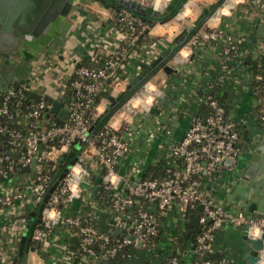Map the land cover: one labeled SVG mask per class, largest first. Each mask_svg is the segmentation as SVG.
<instances>
[{"label":"built area","instance_id":"2783aa9c","mask_svg":"<svg viewBox=\"0 0 264 264\" xmlns=\"http://www.w3.org/2000/svg\"><path fill=\"white\" fill-rule=\"evenodd\" d=\"M134 1L162 11L172 0ZM245 1L219 0L173 55L174 61L183 62L193 50L217 43L224 37L226 40L219 65L221 73L199 96L200 105H206L207 110L195 114L183 137L170 145L171 162L161 179L142 176L135 180V185L132 184L130 172L119 168L121 159L131 148L127 133L107 122L91 137V124L86 116L108 78L115 77L119 71L126 51L140 43L146 23L131 10H115V30L120 34L109 46L103 63L76 67L75 75L70 79L73 99L69 115L61 117V122L51 119V104L41 93L42 97L29 103L25 113L27 129L17 126L22 119H15L17 114L11 111L8 97H22L23 101L25 89L31 88L32 83H19L6 89L5 100L0 106V132L7 136V146L0 150V211H7L18 201L25 200L27 194L34 196L37 202L54 175L46 170V164L61 162L73 143L82 142L78 158L50 194L42 221L32 230L31 242L38 245L33 253L38 259L53 225L68 226L75 238L73 253L80 264H213L209 251L222 223L245 225L251 238L264 235V216L250 217L243 210L227 209L222 202L206 194L202 186L205 174L214 175L227 158L235 159L242 151L240 141L244 129L218 96L215 83L230 73V61L234 59L238 45L234 31H225L221 24L236 11H241L240 5ZM196 5V0H186L173 18L184 20ZM187 7L191 11L183 16ZM256 46L260 53H254L252 60H258V70H253L251 64L248 71L251 80L264 85V40ZM151 85L149 80L141 85L124 104L121 113L138 114L141 108L150 110L157 94ZM258 99L261 100L260 109L254 112V118L264 128V97ZM11 120L16 124H10ZM16 168L23 172L9 176V171L14 173ZM130 168L131 172L137 173L141 166L132 162ZM18 174H23L24 179L12 184L11 179ZM100 174L102 189L90 194L89 189L96 187L95 178ZM86 175L89 188L82 187ZM75 197L81 198V205L79 214L73 217L70 210ZM199 204L202 205L198 214L200 231L186 234L187 226L184 225L180 234L178 230L171 233L173 239H161V233L167 232V220L173 219L174 212L177 211L179 221L190 223V213L197 210ZM259 253L257 264H264V247ZM189 255L192 258L187 261L185 257Z\"/></svg>","mask_w":264,"mask_h":264},{"label":"crops","instance_id":"0c3cea01","mask_svg":"<svg viewBox=\"0 0 264 264\" xmlns=\"http://www.w3.org/2000/svg\"><path fill=\"white\" fill-rule=\"evenodd\" d=\"M9 1L0 0V10L5 9ZM12 1L13 5L17 0ZM196 1L197 5L191 15L182 21L172 18L164 23L157 22L148 31H146L148 24L145 21V36L140 40L139 45L130 47L126 51L119 71L115 77L107 80L108 94L101 97L96 105V116L103 117L129 91L136 87L138 90L139 87H134L133 82L144 70V64H150L159 57L186 26L204 20L219 0ZM31 2L32 0H24L23 7L19 11L20 16L28 10ZM83 2L81 9L74 10L69 15L68 19L72 21L69 30L55 34L52 42L39 56L27 52L24 60L13 40L7 39L5 43L7 47L0 51V93L17 83L28 82L32 83L31 88L44 95L64 96L69 89H72L70 79L75 75V69L81 61L85 60L93 65L102 63L109 52V46L120 34L115 30L117 7L113 8L102 0H83ZM170 4L173 7L171 1L160 13L159 11L154 13L156 11L154 9L152 13L164 14L172 8H169ZM10 7L8 8L12 10ZM240 7H242L241 11H236L221 24L225 31H234L238 45L235 50L237 53L230 61L232 65L230 73L215 83V89L217 94L221 93L229 112L244 129L248 142L242 145V151L234 160L224 161L218 166L214 175L205 174L202 180L203 191L206 194L222 202L225 208L233 210L237 209L238 199V195L233 197L236 186L234 179L238 177L235 172L240 170V167L248 168L249 164L254 162L256 165L253 169L254 173L264 174V128L260 127L254 118L256 105L253 91L247 83L250 72L248 68L244 70L245 54H250L253 58L252 51L257 45L256 42L250 41L253 36L252 24L264 22V0H247ZM244 10L248 11L247 14ZM189 13L190 9L187 7L183 16ZM225 45L224 37L217 43L193 50L183 62L174 61L173 55H170L164 64H170L174 69L165 70L162 65L150 74L151 86L157 90L153 105L158 104L161 108L160 113L149 115L150 110L145 111L141 108L138 114L128 112L122 114V107L137 91L135 90L107 119L99 121L100 126L107 122L114 123L130 138L131 148L121 159L119 168L130 172L129 181L132 184L145 176L149 165L157 164L161 160L171 162L168 155L170 145L183 137L195 114L206 112L207 106L200 105L199 96L208 89L211 82L217 81L216 77L221 73L219 65ZM54 91L56 94L52 95ZM67 95L68 98L73 97L72 93ZM139 130L143 133H138ZM256 151L258 158L253 160L252 156ZM132 162L140 164L139 172H131ZM22 177L23 174L13 177L12 184L19 182ZM29 196L21 202L18 201L7 211H0V264H16L22 234L28 221L23 215L29 214L36 202L34 196ZM191 213L198 217L199 208L192 210ZM177 214V211L174 212L173 219L167 220L165 226L168 232H166L167 238L173 239L171 233L175 230L180 234L184 225L187 226V231L199 226V223H194L192 219L191 225L179 221ZM38 223L34 221V225ZM51 228L52 233L47 237L39 253L40 259L37 258L36 253L30 251L28 264H62L64 253L74 255L73 262L70 258L68 264H80L75 257L76 254L73 253L75 238L71 235L68 226L53 225ZM247 237L245 225L222 223L209 251L213 264H248L246 255L251 245ZM191 258V255L185 257L187 261Z\"/></svg>","mask_w":264,"mask_h":264},{"label":"water","instance_id":"95a60500","mask_svg":"<svg viewBox=\"0 0 264 264\" xmlns=\"http://www.w3.org/2000/svg\"><path fill=\"white\" fill-rule=\"evenodd\" d=\"M109 2L117 5V9L127 8L135 14L141 16L148 24L146 31L150 29L157 22L164 23L174 17L175 11L179 10L180 7L186 0H172L173 7L164 14H153L148 11V7L134 0H108ZM9 1L5 9L0 10V51L6 48L5 45L7 39L13 40L16 48L22 53L24 60L26 53L30 52L35 56L41 55L46 47L52 42L55 34H61L62 32L68 31L72 21L68 19L69 15L74 10H79L83 7V0H32L28 10L21 16L19 15L20 9L23 7L24 0ZM11 6L12 10L8 7ZM10 7V8H11ZM9 9V10H8ZM198 23H193L186 26L178 35L174 37L172 44L166 48L162 54L157 57L152 63L144 64V70L133 82L134 87L141 85V81L148 77L155 69L163 65L165 70L174 69L170 64H164L165 60L170 56L174 55L176 51L191 37L192 33L196 30ZM253 36L250 41L260 44L264 40V22H255L252 24ZM245 66L244 70L248 68V65L253 64V58L250 54H245ZM110 80V78H108ZM251 81V75H248L247 83ZM16 85H19L17 83ZM143 85V84H142ZM131 89V87H130ZM68 93H73L72 89H69ZM59 95L52 97L46 95L50 104L51 112L54 115H59L65 118L69 115V107L73 97L68 98V95ZM161 108L158 104L153 105L150 109L149 115L160 113ZM94 125H91L90 132L91 137L93 133ZM73 150L76 153L75 156L68 161L65 166H59L54 173L51 184L46 186L45 192L39 196L34 208L29 214L23 215L28 219L26 228L22 234L21 245L19 255L16 264H28L30 251L34 252L37 250L38 245L32 244L31 238L28 237V232L31 224L34 221L41 222L43 217V210L47 205L50 194L57 187L61 179L64 177L69 167L78 158V153L82 147V142L78 141L73 143ZM258 158V152L252 156L253 160ZM234 160L233 157H229L226 160ZM225 160V161H226ZM34 162L36 160L34 159ZM206 165V161L204 162ZM250 167V168H249ZM248 168L240 167L236 175L234 187V196H237V209L243 210L247 216L263 217L264 216V174H255L253 169L256 167L255 163L249 164ZM33 168H35L33 166ZM241 174V175H239ZM87 175L82 181V187L89 188L90 184L86 180ZM136 182L133 184L135 185ZM95 184L98 190L102 189V176L101 174L95 178ZM81 205V198L75 197L72 201L70 214L74 217L79 214V208ZM198 208L201 209L202 205L199 204ZM190 216H193L190 213ZM192 221L196 224L199 223L198 217H191ZM201 224L198 228L188 230V234L192 231H200ZM248 243L251 245V249L247 253L248 264H257L260 259V249L264 247V235L261 238L247 237ZM30 249V250H29ZM216 264V263H214Z\"/></svg>","mask_w":264,"mask_h":264},{"label":"trees","instance_id":"16d2710c","mask_svg":"<svg viewBox=\"0 0 264 264\" xmlns=\"http://www.w3.org/2000/svg\"><path fill=\"white\" fill-rule=\"evenodd\" d=\"M102 1L106 2L109 6H111L113 8L117 7V5H115V4L111 3V2H108L106 0H102ZM170 7H172V4H170L169 8ZM149 8L150 7H148V11L149 12H154L153 8L152 9H149ZM156 12H157V10L154 13H156ZM176 12H177V10L175 11L174 15L176 14ZM159 13H160V11H159ZM144 36H145V33L143 32L141 34L140 40ZM103 60H104V58H103ZM103 60H102V63H103ZM85 62H86L85 60L81 61L79 63V65L80 64H85ZM87 63H88V65H93V64H91L89 62H86V64ZM94 66H98V65H94ZM257 67H258V60L254 59L253 60V64H252V68H253V70L257 71L258 70ZM150 77H151V75H149L148 77L144 78L141 81L140 84L141 85L144 84L147 80L150 79ZM141 85H139L138 87H140ZM249 86H250V88L253 91L254 97L263 99V97H264V85H263L262 82H260V81L258 82L257 80L252 79L250 81V83H249ZM136 88L131 90V91H129L121 99V101L118 104H116L111 111L106 112L103 117L102 116H96V114H95V112H96L95 111V105L98 104V102L100 101L101 97L106 96L108 94L107 85L96 95V97L94 99V102H93L94 105H92V107H89L87 109V112H86V116H87L88 121L90 122L91 125H94V128H93V133L94 134L97 133V131L101 127L99 125L100 124L99 121H104L105 119H107L112 114V112H114V110H116V108H119L135 92V90H137ZM5 96H6V91L0 93V106L4 102ZM218 96L224 101L221 93L218 94ZM41 97H42L41 93L37 92L36 89H33V88H26L25 89L24 96H23V101L21 99L22 97H17V96H14V95H11V96L8 97V104H9V107H10L11 111H13L15 114H17L15 119H19V118L22 119V123L18 124L17 126L22 127L24 129H27V121L28 120H27V117H26L25 113H26V111L29 108V103L34 102V101L40 99ZM45 100L47 102L49 101L46 96H45ZM226 107H228L227 104H226ZM203 108H204V106H203ZM259 109H260V106L258 104V105L255 106L254 110H255V112H258ZM51 119L56 121V122H61L62 121V118L59 115H54V114L51 115ZM10 124H16V122L11 120ZM6 137L7 136H6V134L4 132H0V150H2L4 147L7 146L5 144L6 143ZM247 142H248L247 141V136L245 135V132H243V134L241 136L240 144L242 146L243 144H245ZM17 154H18V152H16V155ZM75 154L76 153L73 150V146H71L70 149L68 150L65 158L61 162L57 163L56 165L54 164V162H48L46 164V166H45L46 170L52 171V173L54 174L59 166H65L68 163V161H70V159H72L75 156ZM167 162L168 161H166V160H161L157 164L149 165L148 168L145 171V176L152 177V178H159V179L163 178L165 176V174H166L165 170H166L167 164L169 163V162L168 163ZM18 172L22 173L23 170L21 168H16L14 173H11V171H9V176H13V175H15ZM27 197H30V196L27 194L26 198ZM189 224L190 225L192 224L191 221H190ZM35 225H34V222H33L31 224L30 229H29L28 237H30V238H31L32 230L35 227ZM32 243H34L33 240H32Z\"/></svg>","mask_w":264,"mask_h":264},{"label":"rangeland","instance_id":"374dc122","mask_svg":"<svg viewBox=\"0 0 264 264\" xmlns=\"http://www.w3.org/2000/svg\"><path fill=\"white\" fill-rule=\"evenodd\" d=\"M191 11V10H190ZM252 52H254V53H256V54H259L260 53V50H259V47L258 46H255V48H254V50L252 51ZM56 93H55V91L54 92H52V95H55ZM254 102H255V105H258L259 103H261V100L260 99H258L257 97H254ZM138 133H143V131L142 130H139V131H137ZM96 191H98V189H97V187H94V186H92L90 189H89V192H90V194H92V193H95ZM178 218V217H177ZM161 239L162 240H167V239H170V238H167V233L166 232H162L161 233ZM71 258V262H73L72 261V259H74V255H70V254H68V253H64V258H62V264H68V260Z\"/></svg>","mask_w":264,"mask_h":264},{"label":"bare ground","instance_id":"6f19581e","mask_svg":"<svg viewBox=\"0 0 264 264\" xmlns=\"http://www.w3.org/2000/svg\"><path fill=\"white\" fill-rule=\"evenodd\" d=\"M151 98H149V100H150ZM136 103H137V101H136Z\"/></svg>","mask_w":264,"mask_h":264}]
</instances>
